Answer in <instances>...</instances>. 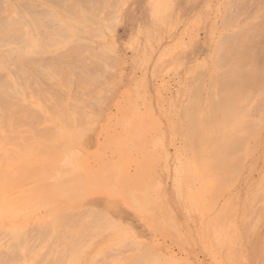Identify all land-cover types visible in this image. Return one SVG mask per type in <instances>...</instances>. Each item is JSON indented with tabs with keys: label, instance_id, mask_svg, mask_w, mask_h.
I'll return each instance as SVG.
<instances>
[{
	"label": "rangeland",
	"instance_id": "obj_1",
	"mask_svg": "<svg viewBox=\"0 0 264 264\" xmlns=\"http://www.w3.org/2000/svg\"><path fill=\"white\" fill-rule=\"evenodd\" d=\"M14 1L16 2L18 0ZM46 1L33 0L31 3L26 2L29 6L34 3V7H30L34 9L32 12L36 13H32L30 10L33 9L28 6L29 10L26 5H24L25 18L21 19L20 23L22 29L19 28L20 26L16 27L19 32L15 35V40L13 39V42L16 44L12 46L13 48L8 47L5 50L6 52L7 50H11V54H14L11 55L9 52L6 53L8 60L6 59L7 62L4 63L8 65L0 60V62L3 63H0V65H3V67L2 65L0 66V75L6 72L5 75L2 74L3 76H0V84H5V87L9 86L6 88L8 91L6 93L4 92L5 99L8 100V98H10L9 96H11L9 101H5V107L10 111L4 110L9 119L5 121L4 118L3 125L6 123V126L7 121L11 122L12 118L16 119L14 120L16 123H8L7 128L9 130H5L4 127H1L2 132H4L7 138L5 139L6 145L3 160L6 163L2 162L5 168L2 181V174L0 176V223L2 222L12 231H10L11 233L9 232L8 235H11V237H8L9 241L20 237L19 233H22L21 235H24L25 232L28 234L26 235L25 233L24 240H22L24 244L21 246L25 249V251H22L24 260L20 261L19 264H76L80 259L76 261L75 257L72 255L71 259H69L71 252H67L69 249H72V247H76V244H74L75 246H69L67 243H63L65 244L64 246L59 245V242L53 237L54 232L63 231V229L67 230L74 226V228L78 229L80 232L84 231L81 236L85 233L86 235H84L86 238L87 235H91L92 238L94 234H98L95 235L97 239H88L89 241L91 240L90 242H93V246L96 243H100L102 240H109V247L106 248L108 249L106 250L108 251V257H106L107 255L105 256L106 258L98 256V262H95L96 264H100L103 261L111 262L113 260L123 262L124 264L128 261V264H130L129 260L132 261L133 258V263L136 259L138 261L134 264H161L162 260L166 264H173L176 261L177 264H263L261 259L264 256V61L261 62V59L264 58L262 57L264 53L262 52L263 54H261L257 51L260 48H262L261 51L264 50V34L262 33L264 28L261 27H264V17L262 16L264 5L263 7H259L261 8V12L258 11L259 1L261 0H193L195 5H190L189 7L185 0H123V2L121 0H115V4L117 2L115 9L114 7H109L107 11L113 12L119 9L117 13H119L121 17L115 14L119 18L114 16L116 25L113 24L115 27L112 26L113 31L110 32L108 30H111V28L106 26L112 24L107 23L108 25L105 26V22L112 23L114 21L110 20L112 17L108 19L111 22L105 21L107 19L105 15L108 12L104 15L101 23V32L103 33L101 34L105 33L106 36L105 34L102 35L100 38V45L97 44L99 53L109 52V54L107 53V55H105V58L102 56L104 62L101 58L98 59L96 55L92 56L89 51H85L89 52V54L84 52V55L81 54L82 50L80 51L79 49H76V53L70 51L74 54L71 55L72 58L79 59V64L78 61L77 63H73L75 59H69L72 60L71 62L74 67H76L73 68V66L70 65V68H73L72 70L76 73L75 75L71 73V78H75L74 80L77 82L81 83L83 80L77 77L83 73L80 66L83 65L86 67V65L90 64V62L81 64L82 61L80 63V60L82 57L88 55L95 57L98 61L100 60V62L102 61L103 64L101 65L105 64L103 66L104 68L99 66L103 70L108 67L107 70L110 72L107 70L106 72L104 71L103 74L105 73V76L98 74L99 76L97 77V75H94L95 79L93 81L100 82L98 83L99 85L97 84L98 87L95 88L94 93H92L94 91V86L91 87L88 85L89 88H93V90L91 89L92 92L90 90V92L88 91L86 93L87 95L89 94V96L92 93V97L86 96L88 101H86V98H83L87 105L83 104L84 100L81 98L82 100H80V102L82 101V103L80 104L82 105H79L80 107L78 106V108L83 110L82 115H80L81 113L78 114L79 110L77 114H75L76 116L74 115L75 117L71 116L73 110L76 112L73 106V108H71L73 110H69V112H71V114L69 113L70 117L69 114L67 115L68 110L65 109V111H60V113H66L67 117L70 118L67 119L64 113H62L64 116L59 114V117H65V124L59 122L58 119L61 121H63V119L61 117L58 118L56 112L59 113L57 110L65 107L64 105H66L68 99H74L72 97H74V91H76L75 86L81 84L76 83L77 85L74 86L75 89L71 88L72 90L69 89L70 87L67 88V85L70 84V81L66 82L70 77L66 76L69 70L66 74L62 75L65 68L63 67V71L61 72V65L58 66V72L63 77L65 76L64 79H67L65 81L66 84H64L62 76L61 78L60 76L53 75V71L54 73L57 72L50 66L54 65L52 64L54 62L58 65L60 60L62 58L64 59V57H60V59H54L53 57L54 60L51 58L50 61H47V58L44 57V63L43 58L40 56H45L46 53V56H48L49 52H51V54H57L55 50H57V52L60 50L65 55L69 52H64L63 50L65 49L62 48H67V46H69L68 42L71 40L69 39L66 41L65 39L64 41L66 42L62 40L68 36L66 34V32H68L67 30H71L70 36H72V29L70 27L74 29L72 24L74 18L71 13L72 11H70V13L68 11V9H72L70 0H49V3ZM118 3H121V6L119 4L120 7H117ZM38 4L39 7H37ZM262 4H264V2H262ZM37 8L38 10L43 9L44 13L45 11L47 13L43 15V11L40 10L38 12ZM151 11H157L160 14L159 17H157V19L152 18L150 14ZM257 11L259 13H257ZM55 12H61V16H56ZM114 12L112 14H114ZM236 12H238V14ZM37 13H41L42 15L38 14L41 17L36 15ZM35 15L40 19V23L41 20L44 22L45 26L40 25L41 27H39L37 25L40 23L36 22L34 18ZM50 17H52L55 24L61 26H57L59 27V33L63 31L64 27L67 30L65 33L61 32L65 37L62 35L60 46L64 47H54L47 51V48L56 46L52 43L58 41L56 39L61 36V33H57L59 35L58 38L54 36L50 37L51 34H54L52 32L46 35V30H49V27L50 29L56 28L53 27L55 24L52 23L53 21ZM245 17H247L249 21H247ZM260 17L263 18V22ZM47 18L48 22L52 23V26H48L50 23L46 22ZM120 18H122V20ZM82 20L81 24L83 25ZM241 21L249 23H242ZM253 21L254 23H259V26L257 24L254 25L258 29H253V26H251V22ZM61 23H63V27ZM68 24L71 26L68 27ZM42 26L47 28H43ZM250 27H252V29H250ZM24 28L27 31H25ZM145 28H149V34L144 33ZM32 30L35 35L40 32L36 35L37 37L38 35L42 38L43 36H45V38L49 36L52 40H54V38L55 40L51 43V39L44 41V44L47 43V48L43 49V46L45 47L46 45H36L35 42L39 39L33 37L34 34ZM234 30L237 31L236 35H234V32H236ZM245 30L247 31L245 32ZM250 30H255L254 35L256 32L257 35L260 32L262 34L260 33L261 35H258V37L255 35V40L251 41L254 35H250L253 33ZM108 32H110V34H108ZM230 32L233 34L231 33L232 35H230ZM242 33H244L243 36ZM19 34L25 37L27 39L26 41L30 42V44L32 43L31 46L35 43L34 46L37 51L31 49L34 48V46H29V48H27L26 44H30L27 42L25 43ZM18 35L20 37H18ZM239 35H241V38L238 37ZM84 36V33L83 35L81 34V38ZM260 36H262L263 41ZM19 38L23 41L22 46H25L24 50L23 48L21 50L23 52L20 51V54L23 53L21 55L17 49L19 45V49H21V41ZM42 38H40V42ZM239 38L240 40H238ZM18 39L20 43L17 41ZM221 39L224 41L223 44H221ZM246 40L249 42L247 43ZM256 40L257 42H253ZM260 40L261 42L259 44L258 42ZM250 41L253 42V44H250ZM40 42H38V44L43 43ZM48 42L51 45H48ZM57 43H59V41ZM105 43L107 47L109 46L108 51H104V49H107L106 45H103ZM255 43L259 44L257 45L259 48ZM247 44H250L251 47ZM102 45L105 46V48L102 49L104 52L99 49ZM236 45L240 46V48ZM247 46L250 49H252V46L257 49H255L256 52L254 50H252L253 52L251 51V53H255L256 56L255 54L248 55L249 53H246L249 52L247 49L250 50L249 48L246 49ZM241 48H245L246 52ZM220 49L222 51H220ZM223 52H225L224 55ZM27 54H29L28 57L26 56ZM79 54H81V56H79ZM137 54L141 62L136 64L134 62V56H138ZM0 55L2 56L4 54L0 53ZM75 55H78V57H74ZM17 56L18 59L16 58ZM221 56L226 57V60H230L231 57V59L238 57L236 60H230V65L228 61L225 62L227 63L226 67L229 66L231 69V67L234 66L233 68L237 69H231L233 74L229 73L232 77L226 80V82L230 81L229 84L233 90H229V92H232L230 95L236 98H234V102V99L228 95L230 98L229 100H233V102H230L231 104L233 103L234 108L232 107L233 105H230L229 100H227L229 103L225 102L226 105H229V107L231 106L230 108L225 106V108L227 107V111L232 108L230 110L231 113L227 114V112H225L230 116L229 119H227L228 116L225 117L229 125L227 127L222 125L220 128L217 127V129L220 130L223 128H231V130L229 129L228 136L232 138L229 139L232 141L229 142L228 136L226 139L224 138V140L220 137L223 144L221 145L219 143V146H223L221 148L223 153L220 152L218 154L220 156L222 155V157L224 155L223 158L229 160V163L228 166L222 163L225 164L223 167L221 166L222 164H220L216 179L218 177L220 178L212 184L209 182L208 173L205 174V178L203 179V175L193 166L194 163H192L190 159L191 155L189 154L188 143L185 140L184 128L186 121L188 119L191 120L193 118L192 115L194 116L195 114V112L193 113V111L196 110H194V106L198 103L200 104L202 98V96H200L201 92L204 91V93H207L208 89L211 88V86H209V88L206 87V83L210 82L207 77V69L205 67L204 70L201 71L199 70L201 69L200 66L206 62L211 63L212 61V65L216 69L217 65H219V67H225V65L221 63L223 60ZM252 56H255L256 59H251ZM257 57L260 59H258L260 63L259 67ZM246 59L249 61L246 62ZM2 60L6 61L5 56ZM39 60L43 62L40 63ZM107 60L112 65H108ZM29 61H31L30 64L36 61V64L30 66L28 63L26 65ZM98 61L95 63H98ZM236 61L237 63H235ZM254 61L257 62H255L257 66H255L256 64L254 65ZM63 62L65 61L63 60ZM63 62L61 61V63ZM66 62H68V58ZM71 62L69 61L68 63L71 64ZM21 64L23 66L19 68ZM44 64L47 65V67L43 68ZM48 64L51 65L49 66ZM56 64L54 66H56ZM251 64L254 65L255 68L252 67ZM16 65H18V67H16ZM37 65L41 68L39 69ZM260 65H262V68ZM112 67L115 68L109 69ZM257 67L260 68V71ZM11 68L13 69L11 70ZM50 68L53 71H49ZM67 68L69 69V66ZM88 68L89 67H87V69ZM28 69L31 73H29L30 71ZM41 69L44 70V73L45 71H49L47 72V77L54 79V82L52 79H48L47 81V77L45 78L46 73L44 74ZM72 70L70 72H73ZM19 71L23 75L19 74ZM77 71L78 73L81 71V73L77 74ZM97 71L99 70L97 69ZM110 73L114 75H111L112 78H110ZM198 73H201V75ZM215 74L220 75V72L217 71ZM41 75L45 76L42 77ZM22 76L23 81L21 79ZM220 76L221 77H216L217 82L219 79L224 78L223 84H225V79L227 78L224 77L225 75L223 74ZM3 78H5L6 81L2 80ZM17 78L19 82L22 81L23 83L20 82L19 84L18 81H15ZM60 78L63 80L62 82H60ZM55 79H59L60 81ZM51 80L52 83L57 82V87H55V89L62 87L61 89L64 92H58L57 89L55 92L53 90L55 85L51 83ZM16 82L18 83L16 84ZM74 82L72 84H74ZM196 82L198 86H195ZM219 84H221L220 81ZM223 84H221L222 88L225 87ZM38 85H40V87ZM196 87L198 88V103H196L195 99L197 98L195 97L193 99L195 102L192 101V99L190 100L195 104L192 105L193 103L191 102V106L189 99L190 97L193 98V94L197 96V93H194L197 90ZM200 87L202 90L199 89ZM89 88L87 87V90H89ZM77 89L80 90L79 88ZM67 90L69 92H67ZM220 90L223 89L219 88V91ZM9 91H12L11 94ZM46 91H48V94L44 93ZM71 91H73L74 94ZM13 92H15L16 95H14L15 93L12 94ZM57 92L58 94H56ZM226 92L221 93V95H224ZM59 93H63L61 94L62 96L65 95L62 97L63 99L59 100L60 102L57 99L61 97ZM7 94L10 95L8 96ZM221 97L223 98V96ZM48 98L55 103L49 105L46 102ZM14 99H19V105H17ZM223 99L225 100V97ZM226 99H228V97ZM11 101L15 103L11 104ZM56 101L64 103V105L58 102V104H56ZM43 102H46L45 105ZM71 103L69 104L68 102L66 107L79 102H75L74 104L73 102ZM55 104L56 108L54 109H56V111L52 110L55 112L53 114H56V116H52L50 109L53 108ZM60 105L63 106L60 107ZM29 106H31V108ZM81 106L83 108H81ZM187 106H191L190 108L193 111L189 112L192 114H187V109H190L189 107L187 108ZM19 109L22 110L20 111ZM11 110L13 111L12 117L10 116ZM17 110L21 112V115ZM8 112L10 114H8ZM47 115L52 120L51 122H49L50 120H45ZM186 115H189V117L187 116L188 118H186ZM79 116L81 121L80 119H76V117L79 118ZM71 117L73 118L71 119ZM22 118H25L24 122ZM17 121L19 124L23 122L21 124L23 126L19 125ZM30 121L31 124H28ZM74 123L76 124L74 125ZM9 124L13 126H9ZM51 124L58 125L56 129L60 128L59 130H62L61 133L56 130L52 132V129L49 128ZM71 124L75 127H73V125L70 126ZM177 127H180V130H178L179 128ZM54 131L57 132L58 136L51 134L55 133ZM47 134H51V136H46ZM52 135L57 136L56 139H59H52ZM66 136H68V138ZM48 140L49 142H47ZM230 143L233 144L230 146ZM215 146H218V143H216ZM231 147L230 159H228L229 157L226 151L228 149L226 148L230 149ZM221 149L219 150L222 151ZM224 152H226V154ZM222 170H225V173L229 172V174H224ZM221 176L227 177L223 179ZM11 177L14 179H11ZM223 180L227 181L225 182ZM66 188L68 190H66ZM223 213L225 216L229 213L231 215L229 224H225L221 227L217 223V218L221 217ZM122 214L123 216H121ZM119 217L120 220L118 219ZM248 218L249 226L247 230H244L243 225L248 221ZM94 219L97 221H94ZM157 221L159 223H157ZM96 227L99 228L98 231ZM16 228H18L17 231H22L19 233H17V231L13 232ZM85 228H90V230L86 231ZM123 228L125 230H123ZM100 230L102 232L104 231L103 234ZM36 234L37 236L40 235L38 238L41 240L34 237ZM61 234L64 235V233ZM129 234L135 235L141 243L145 244V247L142 248L140 245L132 244ZM41 235L43 237H41ZM33 237L36 240H40V243H28V245L32 246V249L28 248V245L26 247V242L32 240V243H34L33 241L35 240ZM232 238L235 239L233 240ZM53 239H55V241ZM83 239L85 238L83 237ZM215 239L216 241H213ZM36 242L39 241H35V243ZM7 243V245H10L9 248L12 249L13 242ZM53 243L55 245L57 243L59 247L52 246ZM67 245L70 248H68ZM80 245L82 246V244H79L78 248H81ZM90 245L89 246L92 247V244ZM56 248L62 249L57 250ZM26 249H29L28 253ZM14 250L18 252L19 248H15ZM59 250H62L63 253L62 251L59 252ZM153 250L159 252L160 256L158 260L152 259L151 252ZM17 252L14 253L16 254ZM24 252L26 253L25 255ZM56 252H58V254ZM11 253L9 252V255H11ZM62 254H64L63 257ZM146 255L148 257H146ZM149 255H151V257ZM144 256L147 260H145ZM10 258H12V256H10ZM173 259L176 261H172ZM9 263H12V259H9Z\"/></svg>",
	"mask_w": 264,
	"mask_h": 264
},
{
	"label": "bare ground",
	"instance_id": "obj_2",
	"mask_svg": "<svg viewBox=\"0 0 264 264\" xmlns=\"http://www.w3.org/2000/svg\"><path fill=\"white\" fill-rule=\"evenodd\" d=\"M46 1V0H45ZM51 1H53V0H51ZM57 1V0H56ZM71 1V4H70V6L72 7V9L70 10V9H68V11H69V13H70V11H72L71 13H72V15H73V18H74V20H73V22H72V24H73V26H74V29H73V27H70L72 24H71V22H70V24L71 25H69L68 24V27H70L71 29H72V36H70L71 34V30L69 31V30H67L65 27H64V29H63V31H61V32H64L65 33V31L67 30L68 32H66V34L68 35H66L67 37H65V35H63V33H59L58 31H59V27H57V26H60V25H58V24H55L54 23V20L52 19V17H50V19H52V23L53 24H55L53 27H56V28H53V29H50V27L48 28L49 30H46L47 31V34L46 35H49V34H51L50 32H52V33H54V34H60L61 36L58 38V34L57 35H52L51 34V36L50 37H52V36H54V37H56V38H58V39H56V40H58L59 41V43H57L58 41H55V43H57V44H55V43H52L53 45H56V46H53V47H49V48H47V43L46 44H44L45 42L44 41H46V40H48V39H51L49 36H48V38H45V36H43V38L41 37V36H39L38 35V37L36 36L37 34H39V33H37V31H36V35H35V33H34V31L32 30V33L35 35H33V37H37V39H39L40 40V38H42V39H44V40H42L41 39V42H43V43H41L39 40H37L38 42H40L41 44H38V42L36 41L35 43H36V45H46L45 47L43 46V49H45V48H47L46 50L48 51V49L50 50V49H52V48H58V47H61L60 46V42H62V41H64L65 39H66V41L67 40H71L70 42H68L69 43V46H67V48H62V47H64V46H62L61 48L62 49H65V50H63L64 52H70V51H74V53H76V49H79L80 51L82 50V53L81 54H83L84 55V52L85 51H89L90 52V54H92V56H97L98 57V59L99 58H105L106 56L105 55H107V53L109 54V52H104L105 50H109V46L107 47V45H106V43L105 44H103V45H106V48L107 49H104V51H102V49L103 48H105V46H101V48H99V46H98V48L102 51V52H104V53H99V51H98V49H97V44L98 45H100V38H101V36L102 35H104V34H101V33H103V32H101V23H102V20H103V18H104V15L108 12L107 11V9L110 7H114V9H115V6H116V4H117V2H116V4H115V0H70ZM122 2H123V0H121ZM259 1V0H258ZM26 2H28V3H31V2H33V0H18V1H14V0H0V53H3L4 55H0V60L4 63V62H7V58L8 57H6L7 55H6V53H8L9 52V54H11V50H7V52L5 51L8 47H12L14 44H16L15 42H13V39L15 38V35L19 32V30L16 28V27H19L20 29H22V26L20 25V23H21V19H24L25 18V15H24V5H26V7L29 9V7L31 6V7H34V3H32L33 4V6H32V4H30V6L29 5H27V3ZM46 2H48L49 3V0H47ZM185 2H187V5H188V7L190 6V5H195V3L193 2V0H185ZM262 2H264V0L262 1H259V6H258V8L260 7V6H262L263 7V5L264 4H262ZM112 3H114V4H112ZM119 4H120V6H121V3H118V6L117 7H120L119 6ZM252 4V3H251ZM256 5V4H255ZM29 6V7H28ZM44 6V5H43ZM45 6H46V4H45ZM148 6V5H147ZM233 6V5H232ZM240 6V5H239ZM30 7V8H31ZM37 7H39V4L37 5ZM41 7V6H40ZM67 7H68V5H67ZM116 7V8H117ZM19 9V10H17V9ZM258 8H256V9H258ZM31 9H33V8H31ZM40 9V8H39ZM251 9V8H250ZM30 10V9H29ZM37 10H38V8H37ZM40 10H42L43 12V15H45V13H47L46 11H45V13H44V10L43 9H40ZM40 10H38V12L40 11ZM66 10V9H65ZM119 10V9H118ZM117 9H116V13L114 12V14H112L113 12H108L106 15H105V17L107 16V19L105 20V21H114V22H112V23H109V22H105V26L106 25H108V24H112V25H108V26H106V27H109V28H111V30H108V31H113L112 29V26L113 27H115L114 25H116L115 24V17H118V16H120L119 15V13H117V11H118ZM242 10V9H241ZM248 10V9H247ZM252 10V9H251ZM263 10H264V7H263ZM262 10V16L264 17V11ZM31 12L32 11H34V9L33 10H30ZM121 11V10H120ZM258 11L259 12H261V8H259L258 9ZM257 11V13H259ZM32 13H36V12H32ZM237 14H238V12H236ZM248 13V12H247ZM39 13H37L36 15H38ZM112 14V15H111ZM118 14V16H116V15ZM151 16H152V18H156L157 19V17H159V13L157 12V11H155V12H153V11H151ZM228 14V13H227ZM255 14V13H254ZM35 15V17L34 16H32V17H34L35 19H36V22H38V23H40V19L38 18V16L39 15H42L41 13L38 15V16H36ZM55 15L56 16H61V12H55ZM71 15V14H70ZM253 15V14H252ZM24 16V17H23ZM50 16V15H49ZM115 16V17H114ZM256 16V15H255ZM255 16H253V17H255ZM39 17H41V16H39ZM48 17V16H47ZM110 17H112V19H110ZM114 17V18H113ZM121 17V16H120ZM199 17V16H198ZM235 17H236V15H235ZM251 17V16H250ZM37 18H38V21H37ZM119 18V17H118ZM241 18V17H240ZM261 18V17H260ZM34 19V20H35ZM43 19H44V16H43ZM83 19V20H82ZM108 19H110V20H108ZM121 20H122V18H120ZM245 19H247V21H249L248 20V18L247 17H245ZM255 19V18H254ZM81 20L83 21V25L81 24ZM250 20H251V18H250ZM256 20V19H255ZM25 21V20H24ZM50 21V20H49ZM110 21V22H111ZM256 21H258V20H256ZM261 21L263 22V18H261ZM261 21H259V22H261ZM47 23H50V22H48V18H47V21H46ZM45 22V23H46ZM228 22V21H227ZM242 23H249V22H245V21H241ZM23 23H25V22H23ZM33 23V22H32ZM42 23V24H41ZM41 23L40 24H37L39 27H41L40 25H44V22H42V20H41ZM46 23V24H47ZM52 23H50V25H48V26H52ZM58 23V22H57ZM64 23V22H63ZM63 23H61L62 24V27L64 26L63 25ZM108 23V24H107ZM117 23V22H116ZM242 23H241V25H242ZM252 24H251V26H253V29L254 28H256V29H258L257 27H255L254 25L255 24H259L258 22L256 23H254V21L253 22H251ZM26 24V23H25ZM65 24V23H64ZM114 24V25H113ZM120 24H122V23H120ZM36 25V24H35ZM103 25V24H102ZM228 25V24H227ZM241 25H239V26H241ZM249 25V24H248ZM262 25V24H261ZM45 26V25H44ZM44 26H42L43 28H47V27H44ZM81 26H82V28H83V30H82V28H81ZM233 26V25H232ZM247 26V25H246ZM259 26V25H258ZM37 27V26H36ZM61 27V26H60ZM66 27H67V25H66ZM237 27V26H236ZM262 28H264L263 26H261ZM70 28H68V29H70ZM108 28V29H109ZM239 28V27H238ZM247 28H248V26H247ZM25 29V28H24ZM85 29V30H84ZM106 29V28H105ZM227 29H229V28H227ZM234 29V28H233ZM236 29V28H235ZM240 29V28H239ZM238 29V30H239ZM242 29V28H241ZM250 29H252V27H250ZM81 30V31H80ZM237 30V29H236ZM236 30H234V31H236ZM25 31H27L26 29H25ZM29 31V30H28ZM224 31V30H223ZM241 31V30H240ZM247 30H245V32H246ZM250 31H252V30H250ZM24 32V31H23ZM30 32V31H29ZM110 32H108V34H110ZM233 32V31H232ZM232 32H230V35H232L233 33ZM242 32V31H241ZM244 32V33H245ZM253 33H251L250 35H254V33H255V30L254 31H252ZM259 32V31H258ZM25 33V32H24ZM24 33H23V36H24ZM42 33V32H41ZM83 33H84V37L83 38H81V34L83 35ZM144 33H147V34H149V28H145L144 29ZM232 33V34H231ZM235 34L234 35H236L237 34V31L236 32H234ZM244 33H242V36H243V34ZM261 33V32H260ZM258 34V35H261L262 33L264 34V29H263V32L261 33V34ZM20 35V34H19ZM18 35V37H20L21 36V39H23V41L26 43H29L30 44V42H28V41H26L27 39L25 38V37H23L22 35H20L19 36ZM45 35V34H44ZM62 35L65 37H63L64 39L61 41V37H62ZM255 35H257V32H256V34ZM252 36V39H251V41L252 40H255V38L254 37H256V36ZM258 35H257V37H258ZM105 36H106V34H105ZM104 36V37H105ZM241 35H239L238 37H240ZM263 36V35H262ZM262 36H260L261 37V39H262ZM23 37V38H22ZM40 37V38H39ZM47 37V36H46ZM69 37V38H68ZM111 37H112V35H111ZM259 37V38H260ZM106 38V37H105ZM224 38H225V36H224ZM241 38V37H240ZM240 38L238 39V40H240ZM20 39V38H19ZM19 39L17 40L18 42H19ZM21 39H20V41H21ZM28 39H30V38H28ZM35 39V38H34ZM60 39V40H59ZM111 39V38H110ZM244 39V38H243ZM263 39H264V37H263ZM263 39H262V41H263ZM15 40V39H14ZM31 40V39H30ZM54 40H55V38H54ZM54 40H52L51 39V41H50V43L52 42V41H54ZM103 40H104V38H103ZM226 40V39H225ZM237 40V41H238ZM23 41H21V49H19V46H18V52H19V54H20V51L22 50V48H23V50H24V47L25 46H22L23 45ZM66 41H64V42H66ZM102 41V40H101ZM106 41V40H105ZM250 41V44L252 43L253 44V42H257V40L256 41H253V42H251ZM17 42V43H18ZM108 42V41H107ZM222 42V43H221ZM221 44H223V39H221ZM242 42V41H241ZM246 42L248 43L249 41L248 40H246ZM260 42H261V40L258 42L259 44H260ZM20 43V42H19ZM34 43V44H35ZM49 42H48V45L50 44ZM72 43V44H71ZM32 44V43H31ZM31 44L30 45H28V44H26L27 46V48H29V46H31ZM34 44L32 45V46H34ZM70 44H71V46H70ZM249 44V45H250ZM259 44H257V43H255V45L257 46V45H259ZM51 45V44H50ZM64 45H65V43H64ZM110 45V44H109ZM237 45H239V44H237ZM236 45V46H237ZM248 45V44H247ZM248 45V46H249ZM255 45H253L254 47H256ZM31 46V47H32ZM65 46V47H66ZM219 46V45H218ZM223 46V45H222ZM244 46V45H243ZM246 47V49L247 48H249V47ZM252 46V49H250V50H248L247 49V51H249V52H246L245 51V48H241V49H243L246 53H249L248 55H254L253 53H251V51L252 50H254L255 51V49L258 47L259 48V46H257L256 48H254ZM238 48H240V46H237ZM250 47H251V45H250ZM262 47V46H261ZM13 48V47H12ZM60 48V49H61ZM111 48V47H110ZM254 48V49H253ZM16 49V50H17ZM26 49V48H25ZM31 49H33V50H36L37 51V49H35V46H34V48H31ZM39 49V48H38ZM71 49V50H70ZM73 49V50H72ZM75 49V50H74ZM237 49V48H236ZM240 49V50H241ZM261 49L262 48H260V49H256L257 51H259L258 53H261V54H263L264 53V50L263 51H261ZM30 51V50H29ZM32 51V50H31ZM56 51V53L57 54H51V52H49V54H48V56H49V59H48V56H46V54H45V56L43 55H41L40 57L41 58H43V61H44V59L45 58H47L46 60L48 61H50L51 60V58H52V60H54V59H60V57L62 58V57H64V59L62 58L61 60H60V63L57 65L55 62L54 63H52V64H56V66H54V65H52V66H54V67H52V66H50L49 64V66L52 68V69H54V70H56L55 72H57V73H54V71L53 70H51V68L49 69V71H53V75H57L58 77L60 76H62L63 74H66V72L68 71V73L66 74V76L68 77V76H70L69 78H68V81H66L67 79H64V77L62 78V79H64V84H66L65 83V81L66 82H69L70 84H68L67 85V88L68 87H70L69 89H75L76 88V91H74L75 92V94L73 93V91H71L73 94H74V97H72V96H70V97H72V98H74V99H68V101L66 102V105L68 104V102H69V104L71 103V102H73V104L75 103V102H79V103H75L74 105H68L67 107H66V105H64V103H59L60 101V99H63L62 97H64L65 95H61V94H63V93H59L60 95H61V97L60 98H57L58 99V101H56V104H63L65 107H62L60 110H57L59 113H57L56 112V114H58L57 115V117L58 118H60L61 116H64V114L66 115V113H64V112H62V113H64L63 115H62V113H60V111H65V109L66 110H68V113H67V115L70 113L71 114V112H69V110L70 111H72L73 109H71V108H73L74 107V109L76 110V112H74V110H73V112H72V114H71V116H74L75 114H77V112L80 110L79 108H78V106L79 105H82V104H80V103H82V101L80 102V100H82L83 98H86V96H89V94L87 95V93L86 92H90V90L92 89L93 90V88H89V86L88 85H90L91 87H93L94 86V91L92 92V90H91V92L92 93H94L95 92V88H97L98 87V83L100 82H98V81H93L95 78H94V75H97V77L99 76V75H101V76H105L106 74L104 73L103 74V72L105 71L106 72V70L108 69V67L106 68V69H102V68H104L103 66L105 65H101V64H103L102 63V61L100 62V60L98 61V59H96L95 57H92L91 55L89 56L88 54H89V52H85V53H88V54H85V55H88V56H85L86 58H87V60H86V58L85 57H82V59L80 60V63H81V61H82V63L81 64H83V63H85V62H90V64L89 65H86V67H84L83 65H78V66H80L81 67V70L83 71V73H86V74H83L82 73V75H80V76H77V77H79L78 79H83L82 81H81V83H79V82H77L76 80H74L73 78H71V73H73L74 75L76 74L72 69L73 68H76V67H74V65H73V63H77V61L79 60H77V58H72L71 57V55H74L73 54V52H70V53H72V54H70L69 52V54L67 53L66 55L62 52V51H58L57 52V50H55ZM98 51V52H97ZM220 51H222L221 49H220ZM261 51V52H260ZM15 52H17V51H15ZM21 52H23V51H21ZM46 52V51H45ZM243 52V51H242ZM245 52H244V54H245ZM253 52V51H252ZM256 52V51H255ZM263 52V53H262ZM28 53H32V52H28ZM53 53V52H52ZM106 53V54H105ZM224 53L225 52H223V55H224ZM251 53V54H250ZM257 53V54H258ZM12 54H14V53H12ZM11 54V55H12ZM19 54H16V55H19ZM21 54H23V53H21ZM20 54V55H21ZM26 54V53H25ZM58 54H60V55H58ZM62 54V55H61ZM81 54H79V56H81ZM100 54V55H99ZM241 54V53H240ZM10 55V56H11ZM28 55L29 54H27L26 56L28 57ZM31 55V54H30ZM52 55V56H51ZM56 55V56H55ZM138 55V54H137ZM264 55V54H263ZM4 56H5V60L6 61H3L2 59H4ZM34 56H36V55H34ZM103 56V57H102ZM109 56V55H108ZM232 56H233V54H232ZM242 56V55H241ZM245 56V55H244ZM255 56H256V54H255ZM255 56H252L251 57V59L253 58V60H254V58H255ZM262 56V55H261ZM13 57V56H12ZM45 57V58H44ZM53 57H54V59H53ZM71 57V58H70ZM74 57H78V55L76 56H74ZM221 57H223V56H221ZM248 57H250V56H248ZM258 57H260V56H258ZM257 57V62H258V67H259V61H258V58ZM262 57H264V56H262ZM11 58V57H10ZM9 58V59H10ZM14 58H15V56H14ZM17 59H18V56L16 57ZM37 58V57H36ZM36 58H34V59H36ZM67 58H68V62L70 61H72V60H69V59H75L74 61H73V63L71 62V64H69L68 62H66L67 61ZM85 58V59H84ZM232 58V57H231ZM230 58V60H236V58H238V57H235V58H233V59H231ZM245 58H247V57H245ZM12 59V58H11ZM30 59V58H29ZM89 59V60H88ZM95 59H96V61H95ZM223 59V60H222ZM222 59H220V60H222L221 61V63L223 64V65H225V67H219V65H217V69L216 68H214L213 67V65H212V61H211V63H209V62H206L205 64H202L200 67H201V69H199V70H204V68L206 67V69H207V77L209 78V80H210V82L209 83H206V87H208L209 88V86H211V88L210 89H208V92L207 93H204V91H202L201 92V87L199 88V89H201L200 90V92H201V95L200 96H202V98H201V101H200V104L198 103V88L196 87V91L194 92V93H197V96H196V94H193L192 96H193V98H191L190 97V99H189V103H190V105H191V102L192 101H194L193 99L196 97L197 99H195V101H196V103H198V104H194V102H192L193 104L192 105H195L194 106V110L195 111H193L190 107L192 106H187V108L189 107L190 109H187L188 110V112H187V114L189 113V114H192L191 112H189V111H193V113L195 112V114H194V116L192 115V119L191 120H187L186 121V123H185V128H184V130H185V140L187 141V143H188V150H189V154L191 155V162L192 163H194L193 164V166L196 168V170L198 171V172H200L202 175H203V179L205 178V174H209V182H211L212 184H214V182H216V180L218 179V178H220V177H218L217 179H216V175H217V172L219 171L218 169L220 168V164H222V163H225L227 166H228V161L229 160H227L226 158H223L224 157V155H223V157H222V155L220 156V155H218L220 152H222L223 153V150L221 149L223 146H219V143L222 145L223 144V141L221 140V138L224 140V138L226 139L227 138V136H228V132H229V129L231 130V128H229V129H217V127H222V126H225V127H227L228 125H229V123L227 122V120L225 119V117H227L228 115V113H231V109H228L229 111H227L226 110V108H225V106H228L229 107V105H226V103L225 102H228L227 100H229L230 98H229V96L228 95H230L232 92H229V90L231 89V87H230V84H229V82L227 81L226 82V80H229V79H231L230 77H232V75H230V73H232L233 74V72H232V70L233 69H235V70H237L236 68H233V67H231V69L229 68V66L228 67H226V64L227 63H225L226 61H228V63L230 62V60H226V57H223ZM243 59V58H242ZM248 59V58H247ZM246 59V62H248L249 60H247ZM256 59V58H255ZM264 59V58H263ZM263 59H261L262 61L261 62H263L264 60ZM32 60H33V58H32ZM31 60V61H32ZM63 60L66 62H63ZM85 60V61H84ZM103 60V59H102ZM140 59H139V55L138 56H134V62L137 64V63H140L141 61H139ZM213 60V59H212ZM219 60V61H220ZM252 60V61H253ZM260 60V59H259ZM31 61H29V62H27L26 63V65L28 64V65H35L36 63V61H34V62H32V64H30V62ZM43 61H41V62H43ZM61 61L64 63V65H63V63H61ZM98 61V63H95V62H97ZM224 61V62H223ZM238 61V60H237ZM237 61L235 62V63H237ZM244 61V60H243ZM2 62H0V63H2ZM39 62H40V60H39ZM38 62V63H39ZM40 62V63H41ZM58 62H59V60H58ZM103 62H104V60H103ZM106 62V61H105ZM107 62H108V60H107ZM106 62V63H107ZM239 62V61H238ZM245 62V63H246ZM256 61H254V65L257 63H255ZM2 63V64H3ZM34 63V64H33ZM44 63H45V61H44ZM112 63H113V61H112ZM115 63H117V62H115ZM234 63V64H235ZM253 63V62H252ZM1 64V65H2ZM4 64H6V65H8L7 63H4ZM23 64V63H22ZM20 65L21 67H19V68H22V66L23 65ZM69 64V65H68ZM78 64H79V61H78ZM87 64V63H86ZM108 65L109 64H111V63H107ZM114 64V63H113ZM262 64V63H261ZM263 64H264V62H263ZM262 64V65H263ZM0 65V66H1ZM62 66V67H60L62 70H60L61 72L63 71V67L65 68L64 69V71L63 72H65V73H63L62 72V75H60L59 74V67L58 66ZM67 65V66H66ZM70 65H72L73 66V68H70ZM97 65V66H96ZM102 66V68L100 67V66ZM112 65V64H111ZM119 65V64H118ZM229 65H230V63H229ZM233 65V64H232ZM247 65H248V63H247ZM247 65H245V66H247ZM254 65H252L251 64V66L252 67H254L255 68V66H257V64L254 66ZM262 65H260V67L262 68ZM10 66V65H9ZM9 66H6V67H9ZM15 66V65H14ZM13 66V67H14ZM38 66V65H37ZM69 66V69L67 68ZM83 66V67H82ZM116 66V65H115ZM237 66V65H236ZM2 67H3V65H2ZM1 67V68H2ZM11 67H12V65H11ZM16 67H18V65H16ZM25 67H29V66H25ZM33 67V66H32ZM45 67H47V65H45L44 64V66H43V68H45ZM87 67H89L88 69H87ZM99 67V68H98ZM117 67V66H116ZM199 67V68H200ZM257 67V69L259 70L260 68H258ZM38 68H39V66H38ZM37 68V69H38ZM41 68V67H40ZM39 68V69H40ZM42 68V69H43ZM85 68H86V70H85ZM113 68H115V67H112V68H109V69H113ZM237 68H238V66H237ZM244 68V67H243ZM4 69V68H3ZM2 69V70H3ZM13 68H11V70H12ZM15 69H17V68H15ZM26 69V68H25ZM30 69H31V67H30ZM41 69V70H42ZM80 69V68H79ZM97 69L99 70V71H97ZM246 69H247V67H246ZM19 70V69H18ZM29 70V69H28ZM36 70V69H35ZM40 70V71H41ZM48 70V69H47ZM73 71V72H70V71ZM75 70H77V69H75ZM89 70V71H88ZM100 70H102V71H100ZM245 70V69H244ZM257 70V71H258ZM17 71V70H16ZM21 71H22V69H21ZM30 71V70H29ZM44 70H42V72H43ZM49 71H45V73H46V76L45 75H43V76H45V78L48 76V74H47V72H49ZM107 71H109V70H107ZM220 72V75H225L224 77H226L227 79H225V84H223V82H224V78L223 79H219V81H220V83L221 84H223L225 87H223L222 88V86H221V84H219V81L217 82V78L216 77H221L220 75H216L215 74V72ZM245 71H247V70H245ZM248 71H250V70H248ZM260 71V70H259ZM4 72V71H3ZM34 72H37V71H34ZM102 73V74H100V73ZM110 72V71H109ZM230 72V73H229ZM251 72V71H250ZM0 73H1V71H0ZM5 73L6 72H4V73H2L3 75H5ZM29 73H31V71L29 72ZM38 73V72H37ZM36 73V74H37ZM44 73V72H43ZM44 73V74H45ZM69 73H70V75H69ZM81 73V71L78 73V71H77V74H80ZM88 73V74H87ZM227 73H229V74H227ZM236 73V72H235ZM234 73V75L236 76V74ZM238 73V72H237ZM246 74H248L247 72H245ZM257 73V72H256ZM1 74V75H2ZM13 74V73H12ZM19 74H22L20 71H19ZM50 74V73H49ZM99 74V75H98ZM199 75H201V73H198ZM214 74V75H213ZM0 75V76H1ZM2 75V76H3ZM23 75V74H22ZM73 75V76H74ZM84 75V76H83ZM108 75V74H107ZM111 75H113L112 73H110V78H112V76ZM226 75H229V76H226ZM30 76V75H29ZM37 76H38V74H37ZM42 76V75H41ZM42 76V77H43ZM72 76V77H73ZM100 76V77H101ZM114 76V75H113ZM13 77H15V76H13ZM16 77H17V74H16ZM32 77V76H31ZM49 77H50V75H49ZM58 77H55V78H58ZM96 77V76H95ZM99 77V78H100ZM6 78H7V76H6ZM45 78H43L44 80H46ZM54 78V77H53ZM60 78V80L59 79H55V80H59L60 82H62L63 80ZM102 78V77H101ZM254 78V77H253ZM262 78V77H261ZM21 79H22V81H23V76L21 77ZM21 79H19V80H21ZM32 79H34V78H32ZM48 79H52L51 77L50 78H48L47 77V81H48ZM77 79V78H76ZM98 79V78H97ZM2 80H5V78H3ZM9 80V79H8ZM38 80V79H37ZM53 80V82H54V79H52ZM52 80H51V83H52ZM71 80H74V81H71ZM6 81V80H5ZM15 81H18V78H17V80H15ZM22 81H20L21 83H23ZM197 81V80H196ZM239 81V80H238ZM3 82V81H2ZM1 82V83H2ZM12 82V81H11ZM19 82V81H18ZM18 82H16V84L18 83ZM20 82H19V84H20ZM26 82V81H25ZM24 82V83H25ZM50 82V81H49ZM74 82V84H72ZM93 82H95V83H93ZM101 82H103V81H101ZM244 82V81H243ZM30 83V82H29ZM48 83V82H47ZM57 83V82H56ZM56 83H52L53 85H55L53 88V90L55 91L56 89L58 90V92L60 91H62V87L60 88V87H58V88H60V89H58V88H56L55 89V87H57L56 86ZM76 83H79V84H81V85H77ZM237 83V82H236ZM7 84H9V83H7ZM58 84H59V82H58ZM98 84V85H97ZM102 84V83H101ZM4 85V86H3ZM70 85V86H69ZM75 85H77V86H75ZM228 86V88H227V86ZM39 87H40V85H38ZM74 86H75V88H74ZM102 86V85H101ZM104 86H105V84H104ZM195 86H198V83L196 82V85ZM219 86H221V87H219ZM7 87H9V86H7ZM7 87H5V84H0V176H1V174H2V176H1V181H2V177H3V174H4V170H5V168H4V163H6L5 161H3L4 160V151H5V139L7 138L6 136H5V134H4V132H2V130H1V127L3 128L4 127V129L5 130H7L8 128H7V125H8V123H14L15 121L14 120H16V119H13L12 118V121L11 122H8L7 121V125L5 126V124L6 123H4V125H3V120H4V118H5V121L6 120H8L9 118L6 116V111H8L9 109H7V107H5V101L7 102V101H9V99L11 98V96H9L10 94H11V92L12 91H9V97L10 98H8V100L7 99H5V97H4V92L6 93L7 91H8V89L6 90V88ZM41 87H42V85H41ZM87 87L89 88V90H87ZM15 88V87H14ZM13 88V89H14ZM24 88V87H23ZM50 88V87H49ZM52 88V87H51ZM77 88H79L80 90H78ZM219 88H221V89H223V90H220L219 91ZM227 88V89H226ZM26 89V88H25ZM40 89H42V88H40ZM71 89V90H72ZM109 89V88H108ZM195 89V88H194ZM10 90V89H9ZM66 90V89H65ZM227 92H226V91ZM232 90V89H231ZM230 90V91H231ZM14 91V90H13ZM233 91V90H232ZM21 92V91H20ZM20 92H19V95H20ZM48 91H46V92H44V93H47ZM56 92V91H55ZM55 92H54V95H55ZM58 92L56 93V94H58ZM62 92H64V91H62ZM67 92H69L68 90H67ZM66 92V93H67ZM97 92V91H96ZM218 92H219V94H218ZM223 92H226L224 95H221V93H223ZM15 92H13L12 94H14ZM92 93H91V95L89 96V97H92ZM106 93V92H105ZM229 93V94H228ZM243 93V92H242ZM48 94V93H47ZM46 94V95H47ZM65 94V93H64ZM72 94V95H73ZM108 94V93H107ZM204 94V95H203ZM14 95H16V93L14 94ZM22 95V94H21ZM38 95V94H37ZM68 95V94H67ZM66 95V96H67ZM103 95V94H102ZM226 95H227V97H228V99H226L227 97H226ZM31 96V95H30ZM36 96V95H35ZM48 96V95H47ZM56 96H58V95H56ZM55 96V97H56ZM83 96H85V97H83ZM94 96V95H93ZM221 96H223V98L225 97V100L221 97ZM7 97V96H6ZM53 97V96H52ZM69 97V96H68ZM230 97H232V99H234V98H236V97H233V96H231L230 95ZM17 98H19V97H17ZM22 98V97H21ZM20 98V99H21ZM47 98V97H46ZM65 98H67V97H65ZM64 98V99H65ZM82 98V99H81ZM241 98V97H240ZM48 99H50V98H48ZM47 99V103L50 105V104H54L55 102H52V100L50 99V100H48ZM54 99V98H53ZM56 99V100H57ZM192 99V101H190ZM15 100V102H17V105H19V99H14ZM18 100V101H17ZM55 100V99H54ZM84 100V99H83ZM105 100V99H104ZM239 100V99H238ZM238 100H236V101H238ZM22 101V100H21ZM48 101H50V102H48ZM86 101H88V99L86 98ZM85 100L83 101V104L84 105H87L85 102H86ZM231 100H229V102H230ZM15 102H13V101H11V104H14ZM39 102V101H38ZM45 102V103H46ZM52 102V103H51ZM58 102V103H57ZM228 102V103H229ZM231 102H233V100L231 101ZM231 102H230V105L232 106L233 105V103L231 104ZM234 102H235V99H234ZM9 103V102H8ZM21 103V102H20ZM45 103L43 102V104L45 105ZM189 103H188V105H189ZM227 103V104H228ZM10 104V103H9ZM56 104H55V106L53 107V108H49L50 110H51V112H52V116H56V114L54 115L53 113H55L54 111H56V109H54V108H56ZM72 104V103H71ZM76 104H78V105H76ZM21 105V104H20ZM23 105H27V104H23ZM63 105H60V107L61 106H63ZM199 105V106H198ZM59 106V105H58ZM73 106V107H72ZM198 106V107H197ZM230 106V107H231ZM16 107V106H15ZM22 107H24V106H22ZM30 108H31V106H29ZM48 107V106H47ZM60 107H57V108H60ZM80 107V106H79ZM229 107V108H230ZM233 108H234V105L232 106ZM81 108H83L82 106H81ZM25 109V108H24ZM48 109V110H49ZM54 111H53V110ZM226 111H225V110ZM4 110H6V111H4ZM20 110V109H19ZM19 110H17V111H19ZM22 110V109H21ZM20 110V111H21ZM31 110H33V109H31ZM39 110H40V108H39ZM234 110V109H233ZM236 110V109H235ZM10 111V110H9ZM19 111V112H20ZM34 111V110H33ZM81 111V112H80ZM79 112H78V114H80V115H82V109L80 110ZM39 112V111H38ZM225 112H227V114L225 113ZM11 113V114H10ZM8 112V114H10V116L13 114V111L11 110V112ZM16 113V112H15ZM40 113V112H39ZM74 113V114H73ZM4 114H5V117H4ZM7 114V115H8ZM19 114V113H18ZM59 114H61V116L59 117ZM70 114H69V117H70ZM20 115H21V112H20ZM67 115H66V117H67ZM182 115V114H181ZM180 115V116H181ZM231 115V114H230ZM9 116V115H8ZM15 116V115H14ZM13 116V117H14ZM17 116V115H16ZM19 116V115H18ZM23 116V115H22ZM50 116V115H49ZM76 116V115H75ZM74 116V117H75ZM183 116V115H182ZM189 117V115H186V118H188ZM12 117V116H11ZM21 117V116H20ZM69 117H67V119L69 118ZM7 118V119H6ZM16 118V117H15ZM18 118V117H17ZM27 118V117H26ZM41 118V117H40ZM54 118V117H53ZM62 118V117H61ZM73 117H71V119H72ZM180 118H182V117H180ZM185 118V119H186ZM230 118V116H228L227 117V119H229ZM20 119V118H19ZM23 119V118H22ZM25 119V118H24ZM24 119H23V122H24ZM34 119V118H33ZM45 119V118H44ZM63 119V121H61L60 119H58L59 120V122H62V123H66L65 121L66 120H64L65 119V117H63L62 118ZM70 119V118H69ZM75 119V118H74ZM76 119H80V116H79V118H77L76 117ZM45 120H50L49 122H51L52 120L48 117V115H47V118L45 119ZM78 120H76L77 122H79ZM4 121V122H5ZM19 121V120H18ZM18 121H17V123H18ZM47 121V122H48ZM75 121V120H74ZM80 121H81V119H80ZM19 122H21V121H19ZM22 122V123H23ZM38 122V121H37ZM42 122V121H41ZM230 122V121H229ZM16 123V122H15ZM21 123V124H22ZM40 123V122H39ZM231 123V122H230ZM19 124V123H18ZM18 124H16V125H18ZM21 124H19V125H21ZM28 124H31V121L28 123ZM76 123H74V125H75ZM79 124V123H78ZM179 124V123H178ZM18 125V126H19ZM33 125V124H32ZM68 125V124H67ZM73 124H71L70 126H72ZM73 125V127H75ZM82 125V124H81ZM222 125V126H221ZM9 126H13V125H10L9 124ZM8 126V127H9ZM21 126H23V125H21ZM16 127V126H15ZM15 127H13V128H15ZM20 127V126H19ZM18 127V128H19ZM31 127V126H30ZM49 127V126H48ZM181 127V126H180ZM180 127H177V128H179L178 130H180ZM18 128H17V130H18ZM29 128V127H28ZM49 128H51L52 129V132H53V130H56V131H58V132H60L61 133V131L62 130H59V129H56V128H58V125L56 126L55 124L54 125H50V127ZM16 129V128H15ZM87 129V128H86ZM91 129V128H90ZM182 129V128H181ZM9 130V129H8ZM14 130V129H13ZM47 130H50V129H47ZM16 131V130H15ZM45 131V130H44ZM7 132H9V131H7ZM40 132V131H39ZM55 132V131H54ZM65 132V131H64ZM22 133V132H21ZM33 133V132H32ZM66 133V132H65ZM231 133V132H230ZM35 134V133H34ZM51 134H55V135H57V132H55V133H51ZM51 134H47L46 136H51ZM63 134V133H62ZM80 134H81V132H80ZM7 135V134H6ZM16 135V134H15ZM39 135V134H38ZM45 136V137H46ZM58 136V135H57ZM57 136H54V135H52V139H56V137ZM81 136V135H80ZM82 136H83V134H82ZM42 137V136H41ZM54 137V138H53ZM63 137V136H62ZM65 137V136H64ZM67 138H68V136H66ZM221 137V138H220ZM50 138V137H49ZM48 138V139H49ZM51 138H50V140H51ZM67 138H64V139H67ZM78 138H79V136H78ZM45 139H47V138H45ZM59 139V138H58ZM58 139H56V140H58ZM73 139H74V137H73ZM229 139H232V138H230L229 136H228V140ZM76 140H77V137H76ZM232 140H229V142H231ZM47 142H49V140L47 141ZM46 142V143H47ZM60 142V141H59ZM225 142H227V141H225ZM224 142V143H225ZM17 143V142H16ZM45 143V142H44ZM216 143H218V146H215V144ZM49 144V143H48ZM54 144H56V143H54ZM58 144V143H57ZM61 144H63V143H61ZM227 144V143H226ZM231 144H233V143H230V146H231ZM18 145V144H17ZM59 145V144H58ZM20 148V147H19ZM224 148H225V146H224ZM21 149V148H20ZM219 149H221L222 151H220ZM226 149H228V150H226L227 151V155H228V159H230V152H231V150H232V147L229 149V148H226ZM224 151H225V149H224ZM221 153V154H222ZM225 154H226V152H224ZM123 154V153H122ZM10 155V154H9ZM226 155V156H227ZM9 157V156H8ZM10 158V157H9ZM15 158V157H14ZM1 159H2V161H1ZM61 159V158H60ZM220 159H221V162H220ZM67 160V159H66ZM2 162H4L3 164H2ZM225 164H222L221 166L223 167V165H225ZM185 166V165H184ZM3 167V168H2ZM21 168V167H20ZM224 168H225V166H224ZM223 169V168H222ZM108 171V170H107ZM225 170H222V172L224 173V174H229V172H227V173H225L224 172ZM23 173V172H22ZM63 173V172H62ZM21 175H23V174H21ZM221 175V174H220ZM190 176V175H189ZM221 177H223V176H221ZM227 177V176H226ZM226 177H223V179H226ZM234 177V176H233ZM229 178V177H228ZM9 179V178H8ZM11 179H14V178H12L11 177ZM61 180H63V179H61ZM60 180V181H61ZM204 181V180H203ZM223 181H225V180H223ZM227 181V180H226ZM225 181V182H226ZM12 182V181H11ZM22 182H24V181H22ZM63 182V181H62ZM218 182V181H217ZM14 183V182H13ZM59 183V182H58ZM57 183V184H58ZM60 184V183H59ZM64 184H67V183H64ZM10 185V184H9ZM61 185H63V184H61ZM131 185V184H130ZM5 186H6V184H5ZM60 186V185H59ZM227 186H228V184H227ZM69 187V186H68ZM71 187H75V186H71ZM186 187V186H185ZM65 188V187H64ZM64 188H62L63 190H65ZM70 188V187H69ZM72 189V188H71ZM66 190H68L67 188H66ZM188 191V190H187ZM71 192H73V191H71ZM227 192V191H226ZM61 193V192H60ZM64 193V192H63ZM76 193V192H75ZM59 194V193H58ZM65 194V193H64ZM194 195H195V193H194ZM58 196H60V195H58ZM61 196H63V195H61ZM184 196V195H183ZM196 196V195H195ZM102 202V201H101ZM195 203V202H194ZM197 203V202H196ZM218 203V202H217ZM239 204V203H238ZM171 207H172V205H171ZM196 210V209H195ZM104 211V210H103ZM173 211V210H172ZM70 212V211H69ZM89 212V211H88ZM68 214V213H67ZM226 214V213H225ZM230 213L227 215L226 214V216L224 215V213H223V215L221 216V217H218L217 218V223L219 224V226H221V227H223L225 224H229V222H230ZM56 216V215H55ZM72 216V215H71ZM121 216H123V214L121 215ZM65 217H66V214H65ZM71 218V217H70ZM65 219H67V218H65ZM119 220H120V217L118 218ZM71 220V219H70ZM73 220V219H72ZM68 221V220H67ZM66 221V222H67ZM94 221H97V220H95L94 219ZM122 221V220H121ZM203 221V220H202ZM70 222V221H69ZM50 223V222H49ZM52 223V222H51ZM71 223H72V221H71ZM74 223V222H73ZM90 223V222H89ZM157 223H159L158 221H157ZM164 223V222H163ZM243 223H245V222H243ZM75 224V223H74ZM93 224V223H92ZM91 224V225H92ZM105 224V223H104ZM111 224H112V222H111ZM115 224V223H114ZM17 225V224H16ZM37 225V224H36ZM48 225V224H47ZM71 225V224H70ZM90 225V226H91ZM94 225V224H93ZM96 226V225H95ZM106 226V225H105ZM248 226H249V218H248V221L243 225V228H244V230H247V228H248ZM16 227V226H15ZM75 227V226H74ZM68 228L67 230L66 229H63V231H56V233L54 234L53 233V237H55V239H56V241L57 242H59V245H65V244H63V243H67V244H69V246H73L74 244H76V247H72V249H69L67 252H69L70 253V258L69 259H71V255L73 256V257H75V260L76 261H78L79 259H80V261H78L77 263L78 264H89L90 262L92 263V264H96L95 262H98V256H100L101 258L102 257H104V258H106V257H108V251H106V250H108V249H106L107 247H109V240L108 241H106V239L105 240H102L100 243H96L94 246H93V242H90L88 239L89 238H91V235H87V238H86V234L85 233H83V237L85 238V239H83V237L81 236V234H82V232H84V231H82V232H80L78 229H75V228ZM84 227V226H83ZM82 227V228H83ZM89 227V226H88ZM91 227H94V226H91ZM234 227V226H233ZM14 228V227H13ZM12 228V229H13ZM23 228V227H22ZM52 228V227H51ZM61 228V227H60ZM59 228V229H60ZM77 228V227H76ZM97 228V227H96ZM115 228V227H114ZM212 228H214V227H212ZM17 229L18 228H16V229H14L13 230V232H15V231H17ZM24 229V228H23ZM31 229V228H30ZM47 229V228H46ZM93 229V228H92ZM103 229V228H102ZM26 230V229H25ZM57 230V229H56ZM84 230V229H83ZM85 230L87 231V230H90V228H85ZM94 230V229H93ZM99 230V228H97V231ZM123 230H125L124 228H123ZM11 230L7 227V226H5L2 222L0 223V264H10L9 263V259H12V263L13 264H19L20 263V261H22V260H24V256L22 255V251H25V249L24 248H22V246L21 245H23L24 244V242L22 243V240H24V236H25V233H24V235H21L19 232H21V231H17V233H19V235H20V237H17V238H15V239H13V240H11L13 243V245H12V249H10L9 247H10V245H7L8 243L7 242H11V241H9L8 240V237H11V235L10 236H8L9 235V232H10ZM47 231V230H46ZM12 232V231H11ZM10 232V233H11ZM29 232V231H28ZM42 232V231H41ZM52 232H53V230H52ZM100 232H102L101 230H100ZM104 232V231H103ZM103 232H102V234H103ZM16 233V234H17ZM30 233V232H29ZM61 233H64V235L63 234H61ZM15 234V233H14ZM37 234H39V233H37ZM37 234L34 236L35 238L37 237L38 238V236H40V235H38L37 236ZM45 234H47V233H45ZM85 234V235H84ZM18 235V236H19ZM26 235H28L27 233H26ZM33 235V234H32ZM95 235H98L97 233L96 234H94V236L91 238V239H97V236H95ZM101 235V234H100ZM99 235V236H100ZM130 235V237H131V241H132V244L134 243V245H140L142 248L143 247H145V244L144 243H141V241H139L138 239H137V237L135 236V235H133V234H129ZM98 236V237H99ZM32 237V236H31ZM33 237V238H34ZM41 237H43L42 235H41ZM101 237V236H100ZM214 237H215V235H214ZM27 238L29 239V237L27 236ZM26 238V239H27ZM34 238V240L35 241H39V242H36L35 243V241H33L34 243H32V240L31 241H29V242H26L25 243V245H26V247H27V245H28V243H31V244H39L40 243V238H38V239H40V240H36ZM51 238V237H50ZM139 238V237H138ZM227 238V237H226ZM10 239V238H9ZM28 239H27V241H28ZM49 239V238H48ZM55 239H53L54 241H55ZM93 239V240H94ZM233 240L235 239V238H232ZM8 240V241H7ZM53 240H52V242H53ZM42 241H43V239H42ZM41 241V242H42ZM64 241V242H63ZM213 241H216V239L215 240H213ZM86 242V243H85ZM88 242V243H87ZM128 243H131V242H128ZM242 243V242H241ZM51 244V243H50ZM54 244V243H53ZM52 244V246H57V247H59L58 246V244L56 243V245L54 244L53 245ZM79 244H82V246H81V248H78V246H79ZM90 244H92V247H90L89 245ZM24 245V246H25ZM88 245V246H87ZM128 245V244H127ZM144 245V246H143ZM229 245V244H228ZM242 245H243V243H242ZM17 246H19V247H17ZM30 245H28V248H31L32 249V246H30ZM75 246V245H74ZM113 246V245H112ZM148 246V245H147ZM146 246V247H147ZM54 247V248H55ZM61 247V246H60ZM67 247H68V245H67ZM17 249V248H19V250H18V252L17 251H15L14 249ZM68 248H70V247H68ZM78 248V249H77ZM141 248V249H142ZM57 249V248H56ZM58 249H62V248H58ZM57 249V250H58ZM63 249H64V247H63ZM80 249V250H79ZM113 249V248H112ZM115 249V248H114ZM27 250V249H26ZM29 250V249H28ZM28 250H27V253H28ZM44 250H46V249H44ZM144 250H145V248H144ZM62 251V250H61ZM60 250H59V252H61ZM106 251V252H105ZM9 252L11 253V255H9ZM14 252H17L16 254L14 253ZM105 252V253H104ZM147 252V251H146ZM20 253V254H19ZM57 254H58V252H56ZM62 253H63V251H62ZM77 253V254H76ZM149 253V252H148ZM247 253V252H246ZM26 253L24 252V255H25ZM35 254V253H34ZM53 254V253H52ZM65 254V253H64ZM64 254H62V257L64 256ZM67 254V253H66ZM147 254V253H146ZM151 254H152V259H154V260H158V257L160 256L159 255V252L157 251V250H153L152 252H151ZM42 255V254H41ZM69 255V254H68ZM102 255H104V256H102ZM107 255V256H106ZM10 256H12V258H10ZM22 256H23V258H22ZM31 256V255H30ZM34 256H36V255H34ZM58 256H60V255H58ZM57 256V257H58ZM106 256V257H105ZM111 256V255H110ZM150 257H151V255H149ZM19 257H20V259H19ZM61 257V256H60ZM59 257V258H60ZM99 257V258H100ZM135 257V256H134ZM146 257H148L147 255H146ZM40 258V257H39ZM144 258H145V256H144ZM65 259V258H64ZM97 259V260H96ZM108 259V258H107ZM107 259H105V260H107ZM110 259V258H109ZM162 259V258H161ZM30 260V259H29ZM74 260V262L76 263V261ZM92 260V261H91ZM104 260V259H103ZM133 260H134V258L132 259V261H130L129 260V263L130 264H132L133 263ZM145 260H147L146 258H145ZM58 261V260H57ZM100 261V260H99ZM149 261H150V259H149ZM165 261H167V260H165ZM172 261H174V259L172 260ZM176 261V260H175ZM174 261V262H175ZM107 262V263H106ZM103 261L102 263H100V264H103V263H105V264H108L110 261ZM135 262H138L137 261V259H136V261ZM134 262V263H135ZM261 262L264 264V256L262 257V259H261ZM11 263V264H12ZM31 263H32V261H31ZM76 263V264H77ZM90 263V264H91ZM133 263V264H134ZM149 263V262H148ZM176 264H177V261L175 262ZM175 263H173V264H175ZM29 264V263H28ZM72 264V263H71ZM109 264H124L123 262H117L116 260H113V261H111ZM125 264H128V261H126V263ZM137 264V263H136ZM160 264V263H159ZM161 264H166L165 262H163V260H162V263ZM168 264V263H167Z\"/></svg>",
	"mask_w": 264,
	"mask_h": 264
}]
</instances>
